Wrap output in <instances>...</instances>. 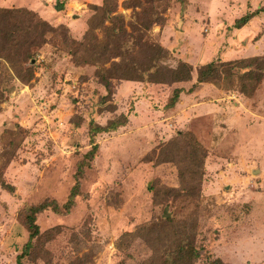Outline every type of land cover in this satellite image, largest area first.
<instances>
[{"label": "rangeland", "instance_id": "1", "mask_svg": "<svg viewBox=\"0 0 264 264\" xmlns=\"http://www.w3.org/2000/svg\"><path fill=\"white\" fill-rule=\"evenodd\" d=\"M114 1V13L123 16L130 31L129 22L136 20L132 10L139 7ZM100 4L0 0V59L13 83L0 101V264H16L28 238L30 205L65 202L90 148V122L104 125L120 114L127 117L125 125L94 136L98 151L84 166L72 208L36 214L42 234L22 263L172 264L167 256L177 236L188 235L198 252L189 264L215 258L223 264H264V58L243 81L245 93L238 90V73L227 86L223 71L217 84L203 82L195 97L181 94L177 110L169 111L164 105L173 88L186 89L192 81L142 85L112 78L109 97L101 103L106 88L93 66L73 63L67 40L82 39L92 6ZM257 9L247 24L233 26ZM33 14L51 28L41 44L34 32L14 51ZM161 16L163 24H154L151 34L170 52L162 63L188 62L193 82L205 62L264 57V0H171ZM94 32L108 37L103 28ZM90 51L84 48L82 54ZM111 60L119 57L105 66ZM98 104L114 108L99 110ZM186 129L205 148L204 173L193 197L173 199L164 188H181L180 178L177 163L167 157L183 151L167 148L169 154L164 145ZM164 216L173 218L172 225L164 224Z\"/></svg>", "mask_w": 264, "mask_h": 264}, {"label": "trees", "instance_id": "2", "mask_svg": "<svg viewBox=\"0 0 264 264\" xmlns=\"http://www.w3.org/2000/svg\"><path fill=\"white\" fill-rule=\"evenodd\" d=\"M171 0H125L123 2L125 7H139L140 11L132 10V16L136 18L134 22H129L130 31L126 29L123 24V16L116 14V1L114 0H101L100 5L92 6L94 9L93 16L89 19L87 28L81 40H70L71 46L68 51L72 56L73 63L90 65L94 67V76L106 88V93L101 98V103H106L104 100L108 99L110 94L111 79H124L141 82L142 85L148 83H177V82H190L192 84L188 88L184 86H175L171 91L164 107L169 109L177 108V104L181 98V94L194 91L198 85L203 82L218 83L221 80L222 72H226L225 78L230 86L233 83L234 74L242 79V84L238 90L245 93L246 84L243 82L252 77L251 67L263 60V56L246 57L239 61L221 62L214 61L205 62L196 68L195 81L193 82V68L191 64L184 60H179L174 67L164 66L162 60L169 57L170 52L167 48L163 47L158 40L154 39L151 34V29L154 24H163L164 18L161 16L163 11L169 6ZM162 8H159V6ZM260 9L252 12H246L240 18L235 20L234 27H241L251 17L256 15ZM143 15V16H141ZM140 16V17H139ZM33 21L21 30L18 38V44L14 51H20L22 45L25 43L27 36L33 35L35 32L36 39L41 44L44 41L45 31L50 27L48 23L35 14H33ZM133 18V17H132ZM32 19V18H31ZM109 21L111 26L105 24ZM97 27L106 30L108 37L99 38L94 32ZM51 28V27H50ZM64 40V41H67ZM84 48H90L91 51L87 57L82 54ZM28 57H33V53L29 50L26 51ZM119 57V60H111L109 66L105 64L112 58ZM29 62L27 66L28 72L32 68ZM225 66L226 68H223ZM235 70V71H233ZM254 74V73H253ZM30 76H28L29 78ZM233 78V79H232ZM12 74L5 61L0 59V101L3 100L4 92L10 91L13 83L10 82ZM104 105L98 104V109H113L112 106L102 108ZM127 117L120 114L117 118L108 120L104 125L90 122L89 126V144L90 148L83 154V158L77 168L74 176V183L71 186L67 198L63 204H59L54 199L51 201H42L40 203L30 205L27 208L25 215V225L28 231V238L24 243L22 251L16 256V264H23L22 258L30 255L31 250H34L37 237L42 233L36 221V214L51 209L54 212L69 211L74 205L75 198L79 194L80 179L83 174L84 166L87 165L98 151V144L94 140L97 133L115 131L118 127L125 125ZM165 149L181 148L183 153L179 157L168 156L167 159L175 161L178 165V176L180 178V187H165L164 191L168 193L169 197H184L189 198L195 195L196 181L201 182L203 177V159L205 155V148L197 140L195 135L188 129L180 131L171 137L164 145ZM168 151V149H167ZM169 154L171 151H168ZM180 152V151H178ZM181 163V165H179ZM8 190L12 191L13 186L10 184H3ZM160 189L154 190L155 192ZM172 194V195H170ZM174 199V198H173ZM163 215V212H162ZM164 224L173 223V218L164 216ZM172 225V224H171ZM147 225L142 226L145 228ZM183 231V230H182ZM177 232H175L176 234ZM185 233L186 232H180ZM179 238L174 248L170 250L167 260L172 264H189L198 256L196 248L193 246L192 241L185 237ZM207 264H223L219 258H215L207 262Z\"/></svg>", "mask_w": 264, "mask_h": 264}, {"label": "crops", "instance_id": "3", "mask_svg": "<svg viewBox=\"0 0 264 264\" xmlns=\"http://www.w3.org/2000/svg\"><path fill=\"white\" fill-rule=\"evenodd\" d=\"M247 22H248V21H247ZM247 22H246L245 24H247ZM245 24H244V25H245ZM242 26H243V25H242ZM242 26H241V27H242ZM236 28H237V27H236ZM238 28H239V27H238ZM201 84H202V83H201ZM201 84H200V85H201ZM196 91H197V90H196ZM192 92H193V93H192V96H191V97H195V96H197V95H198V93H199L198 91H197V92H195V91H192ZM183 94H185V93H183ZM200 96H201V95H200ZM172 110L176 111V110H177V108H175V109H172ZM170 111H171V110H170ZM195 113H196V112H195Z\"/></svg>", "mask_w": 264, "mask_h": 264}]
</instances>
